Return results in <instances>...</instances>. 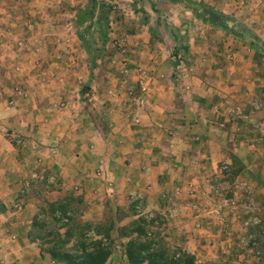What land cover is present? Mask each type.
<instances>
[{
    "label": "crops",
    "instance_id": "crops-1",
    "mask_svg": "<svg viewBox=\"0 0 264 264\" xmlns=\"http://www.w3.org/2000/svg\"><path fill=\"white\" fill-rule=\"evenodd\" d=\"M228 1L240 5L234 15L249 21L248 29L194 27L201 38L213 36L183 44L191 63L181 72L170 66L181 84L173 93L166 79L156 82L161 68L137 24L126 22L134 34L105 82L98 69L105 59L97 56L103 45L85 58L77 11L58 10L57 0H0L1 252L17 264H54L27 238L40 193L79 198L90 218L107 205L129 211L120 226L141 214L165 218V239L197 262L232 264L230 257L245 252L235 215L251 200L264 216V141L255 130L264 126V0ZM232 30L236 41L225 36ZM140 79L151 93L120 91ZM106 264L128 263L121 250Z\"/></svg>",
    "mask_w": 264,
    "mask_h": 264
},
{
    "label": "rangeland",
    "instance_id": "rangeland-1",
    "mask_svg": "<svg viewBox=\"0 0 264 264\" xmlns=\"http://www.w3.org/2000/svg\"><path fill=\"white\" fill-rule=\"evenodd\" d=\"M55 4L57 5L58 10L71 9L73 11H79L81 25L80 34L77 32V38L78 41L80 40V42H82V53L85 58L90 60L93 59L96 56L97 51H95V49L97 44H103L100 55L104 57L105 63L98 69L104 71L105 82H108L106 75L111 72V70L113 71L115 65L118 64V61L126 55L125 43H127V39L134 34V32H131L132 29L129 28V25H127L126 22L130 21L132 24H137L138 28L146 33L149 45L153 47L151 55L159 62L158 68H161L160 76L163 78L158 75L156 82H159L158 79H166L168 86L172 91L174 90L173 93H179V87L181 86V84L178 83V73L183 71V68L187 69L188 64L191 63L190 57L192 56L190 54L187 55V50L181 51L184 49V43L186 45L190 44L191 46H195V44H197L196 42L205 44L208 42V37L212 39L214 31H220L221 34H224L223 28L231 26L232 28H236L240 32H243L246 31L249 26V21L245 22V18H241L239 15L236 16V13L240 10V5H233L231 7L228 0H132L127 2L124 0H76L73 3H65L64 0H57V3ZM234 13L236 15H234ZM76 17L77 12L73 19L74 25ZM76 22H78V20ZM201 24L206 27H202ZM197 25L200 26V29L201 27L204 29H207V27L210 29L212 28L213 32H209L210 34L208 35L203 33V35L201 34V36H203L201 38L196 32H192L193 30L196 31L194 27ZM184 28H189V31L182 33L181 30H184ZM232 31L233 34L231 36L228 34H225V36L231 37L235 40L240 34L234 30ZM221 36L220 40H216L217 42H223V38H226L224 35ZM243 37L244 36L241 35V39H243ZM73 40L74 43H77V40ZM225 41L231 42V39H226ZM176 42L179 43L180 49H177V53L174 54L175 48H173L172 45ZM227 53L228 52L224 53L226 58L228 56ZM224 56L223 54L221 55L223 58ZM140 57H147V55L142 54ZM170 58H172V60ZM112 59H115L117 63L111 64ZM141 61H143V59H141ZM172 63L180 69L178 73L174 72V69L177 71L176 67L172 70L169 69L170 66L173 65ZM123 69H125V67ZM119 70L116 75H118V77L120 75L123 76L124 73L122 72V74H119ZM128 75L129 72H127L126 76ZM139 81H141V84L139 83L138 86H136L137 84H130V81L128 80V82L120 88V91L126 94L129 93L136 95L137 97H142L139 96L140 93H151L148 89H145L146 86L142 79ZM117 83H119V81L109 82L106 86L109 88H116ZM74 87L78 89L80 88V92L84 93L87 92L85 87L88 86H85V84L74 83ZM139 99L140 101L142 100V98H138V100ZM127 102L129 103V101ZM260 104L264 107V102L263 104ZM37 188L41 191L45 187L39 185ZM37 200V212L39 209L46 207L47 202L53 201L52 198L49 196L47 197L45 193H40ZM226 200L227 199L224 198L222 201ZM223 203V206L228 208V213L236 212L231 208L232 205H229L228 203L225 204V202ZM247 204L249 209L235 215V218L242 222V225L240 224L237 229L238 233H242L240 234L241 237L238 243V249H244L245 252H236V256H233L232 258L230 257L229 262L232 264H264V216L260 213L258 214L256 205L253 201L249 200ZM71 207L74 210V225H84L85 223L90 222L93 224V230L95 225L103 224L107 226L110 220L116 222L117 228L121 227L119 224L129 215V211L127 210L114 211L110 205H107L103 211H99V217L90 218V216L86 215L88 206L85 202L74 200L71 203ZM222 209L223 207L220 208V211L218 209V213H221ZM244 212L246 213V216ZM242 216L243 219H241ZM155 218L156 215H152L149 219ZM117 228H115L112 233L110 232V235L115 234V237L112 238V248L113 252L118 251L119 254V251L122 250V241L126 240L119 237ZM152 229L153 231L158 232L164 239L170 238L165 218L162 219L158 216V220H156ZM79 231V229L74 230V238H72L71 243L77 239ZM165 241L171 249L180 248L176 245V241L172 239H169V241L165 239ZM36 243L35 248L38 249V246L42 244V241H36ZM197 263L210 264V262ZM0 264L17 263H15L12 258H9L8 255L4 254L3 251L1 252L0 248ZM219 264L225 263L221 262Z\"/></svg>",
    "mask_w": 264,
    "mask_h": 264
},
{
    "label": "trees",
    "instance_id": "trees-1",
    "mask_svg": "<svg viewBox=\"0 0 264 264\" xmlns=\"http://www.w3.org/2000/svg\"><path fill=\"white\" fill-rule=\"evenodd\" d=\"M79 16L77 10L78 22L75 21V26L80 34ZM100 50L102 52L101 48ZM177 51L176 49L174 54ZM74 200L81 202L79 198L73 196L47 202L46 207L39 209L33 216L27 238L31 243L42 241L38 246L41 255H46L54 264H106L113 253L110 232L117 228L116 223L110 220L107 226L95 225L94 230L90 222L74 225V210L71 207ZM156 220L158 217L149 219L148 215L141 214L128 225L117 228L119 237L126 240L122 245L126 262L128 264H198L194 255L182 248L171 249L165 239L158 232L153 231ZM78 229L80 230L78 237L71 243L74 238L73 232Z\"/></svg>",
    "mask_w": 264,
    "mask_h": 264
},
{
    "label": "built area",
    "instance_id": "built-area-1",
    "mask_svg": "<svg viewBox=\"0 0 264 264\" xmlns=\"http://www.w3.org/2000/svg\"><path fill=\"white\" fill-rule=\"evenodd\" d=\"M138 103H139V104H142V100L140 101V99H139V100H138ZM255 127H256V129H257V131H258V134H259L260 138L264 141V126L256 125ZM222 170H223V171L227 170V166L224 165V166L222 167ZM151 217H152L151 215H148V218H151Z\"/></svg>",
    "mask_w": 264,
    "mask_h": 264
}]
</instances>
